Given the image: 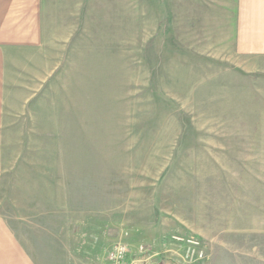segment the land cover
Wrapping results in <instances>:
<instances>
[{
	"label": "rangeland",
	"instance_id": "rangeland-1",
	"mask_svg": "<svg viewBox=\"0 0 264 264\" xmlns=\"http://www.w3.org/2000/svg\"><path fill=\"white\" fill-rule=\"evenodd\" d=\"M231 2L45 0L1 139L0 211L31 247L264 264V56L236 50Z\"/></svg>",
	"mask_w": 264,
	"mask_h": 264
},
{
	"label": "crops",
	"instance_id": "crops-1",
	"mask_svg": "<svg viewBox=\"0 0 264 264\" xmlns=\"http://www.w3.org/2000/svg\"><path fill=\"white\" fill-rule=\"evenodd\" d=\"M231 1L229 27L231 35L234 36L236 50L247 55L264 56V0ZM45 13V0H0V202L3 169L1 139L7 125L4 109L7 104L8 79L11 73H22L20 70L23 66L20 68L15 66V60L18 58L24 59L27 65L37 54V57L44 58L42 50L46 42L45 30L48 29L45 25ZM28 71L26 73L31 77L42 82H46L51 75L49 73V76H43L46 70L42 69L37 73L33 66ZM28 88L34 89L26 87L27 90ZM23 100L26 104L30 96L25 95ZM107 220L104 222L108 223ZM18 229L11 219L0 211V264H68V258L77 256L90 264H99L104 259V245L101 243L97 249L94 246V254H91L90 250L85 254L83 252L86 251L83 250L79 253L77 247L82 245L63 246L60 241L58 243L55 241L48 248L36 249L24 241ZM28 230H33V227H28ZM107 230V233L113 231L109 228ZM61 232L62 229H58V233ZM32 239L34 240V237ZM47 246L48 244L45 247ZM96 251H100L101 254Z\"/></svg>",
	"mask_w": 264,
	"mask_h": 264
},
{
	"label": "built area",
	"instance_id": "built-area-1",
	"mask_svg": "<svg viewBox=\"0 0 264 264\" xmlns=\"http://www.w3.org/2000/svg\"><path fill=\"white\" fill-rule=\"evenodd\" d=\"M190 243H195L194 240H190ZM126 245L123 242H119L115 245L114 248L109 253V258L112 264H125L126 263Z\"/></svg>",
	"mask_w": 264,
	"mask_h": 264
}]
</instances>
